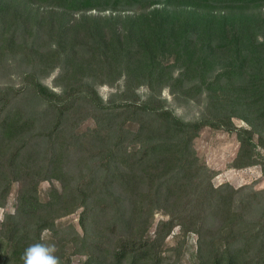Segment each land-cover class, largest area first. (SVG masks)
Returning a JSON list of instances; mask_svg holds the SVG:
<instances>
[{"label":"trees","instance_id":"trees-1","mask_svg":"<svg viewBox=\"0 0 264 264\" xmlns=\"http://www.w3.org/2000/svg\"><path fill=\"white\" fill-rule=\"evenodd\" d=\"M33 1L50 12L0 0V71L8 57L23 69L19 85H0V208L18 185L15 211L0 224V264H23L35 243L55 245L59 264L77 255L85 256L79 264H165L160 244L177 227L199 235L195 264H264V210L254 225L239 222L264 190L236 203L239 191L214 187L193 147L206 127L236 133L232 166H261L264 176V39L242 14L167 8L264 0ZM135 8L147 11L121 15ZM56 70L58 91L43 83ZM178 84L205 96L194 122L174 115L161 97L166 87L177 96ZM101 86L117 91L104 101ZM88 116L95 128L79 132ZM47 181L60 188L52 184L45 198L40 185ZM80 209L81 233L66 232L58 220ZM160 211L169 218L147 237Z\"/></svg>","mask_w":264,"mask_h":264},{"label":"rangeland","instance_id":"rangeland-1","mask_svg":"<svg viewBox=\"0 0 264 264\" xmlns=\"http://www.w3.org/2000/svg\"><path fill=\"white\" fill-rule=\"evenodd\" d=\"M6 0H2L3 4ZM20 2H25L33 9L42 14L47 15L50 12V9L42 7L40 4L35 3L33 0H18ZM162 7V6H161ZM168 9L179 11L181 9H187L190 11L206 13L211 12L215 15H231V14H242L254 18L255 22L258 25L257 37L259 42L264 39V31L261 29L264 28V4L263 5H248V6H210L206 4H180L173 3L167 6ZM146 9L135 8L131 12L121 13V15H136L143 12H146ZM89 14L98 15L96 11L90 12ZM110 12L104 13L102 15H110ZM78 17V16H76ZM10 31V30H9ZM8 29H2L1 32L4 33V37H7L9 34ZM33 36V35H32ZM30 36L27 39L28 42H31L33 37ZM41 45L45 44V38L39 39ZM219 58L224 64L226 59L225 53H220ZM172 62V61H171ZM19 60H13L11 57H8V62L4 63L0 71V85H19L20 79L17 76L23 69L19 66ZM58 75V70H56L50 77L44 78L43 83L49 86L51 89L58 91V88H55V78ZM177 76V73H175ZM123 86V81L119 83ZM181 90L176 88L177 96L172 95L170 88L166 87L163 90L161 95L162 99L166 100V106L170 109L174 115L186 122H194L201 118L202 113L205 109V96L198 97L197 95H188L183 89L184 85H180ZM100 96L107 101L112 93L117 91V88H111L109 86H101L98 88ZM185 93V94H184ZM138 94L141 97V100L146 99L148 94V88L142 86L138 90ZM35 110H39L37 104L35 103ZM86 116V113H84ZM234 124L237 127H248L246 122L239 118L233 120ZM96 124L94 119L91 116L84 118L82 122L76 125L79 132H85L89 129L95 128ZM194 150L199 157L201 163H204L210 172H212L213 185L214 187H220L224 185H230L231 187L237 189L239 193L237 194V202L239 203L248 194L256 191L264 190V176L262 173L261 166H252L248 168L238 169L234 168L233 162L236 159L240 143L237 139L236 133L228 132L224 129H214L212 127H206L201 132L199 137L195 140L193 144ZM261 153L264 154V150H261ZM54 184L56 187L60 188V183L56 181H47L43 182L40 185V191L43 197L46 198L47 190ZM18 185H15L12 193L8 199V202L5 207L0 208V217L4 218L6 213L15 211L16 204V194H17ZM253 205V204H252ZM264 210V200H256L254 205L247 212H242L239 222L243 225H254L260 218L261 213ZM82 209L76 211L75 213L65 216L58 220L61 227L68 232L71 229L77 230L81 233V228L79 225V219ZM169 217L165 215L162 211L155 214L153 221L147 228V237L153 236L155 233L157 224L160 220H167ZM3 221V220H2ZM0 221V224L1 222ZM103 224V223H102ZM212 225H217L213 223ZM214 228V227H212ZM211 229V228H210ZM208 230V234H211V230ZM214 230V229H213ZM49 232L44 233V239L49 237ZM121 235L127 234V232L119 233ZM199 235L197 234H184L180 231V228L177 227L174 229L172 234L160 244V251L165 256V264H195L199 263V258L197 254L199 251ZM66 255L72 254L73 248L72 244L65 248ZM204 253V252H203ZM85 259V256L77 255L72 257V264H79Z\"/></svg>","mask_w":264,"mask_h":264},{"label":"clouds","instance_id":"clouds-1","mask_svg":"<svg viewBox=\"0 0 264 264\" xmlns=\"http://www.w3.org/2000/svg\"><path fill=\"white\" fill-rule=\"evenodd\" d=\"M2 220L3 217H0ZM55 251V245L35 243L25 248L21 260L23 264H59Z\"/></svg>","mask_w":264,"mask_h":264}]
</instances>
